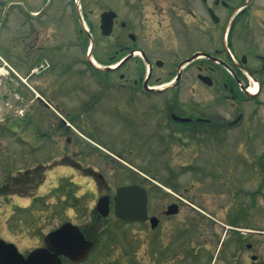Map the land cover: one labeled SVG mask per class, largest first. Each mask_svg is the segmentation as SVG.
<instances>
[{
    "label": "flooded vegetation",
    "instance_id": "obj_1",
    "mask_svg": "<svg viewBox=\"0 0 264 264\" xmlns=\"http://www.w3.org/2000/svg\"><path fill=\"white\" fill-rule=\"evenodd\" d=\"M161 2L165 3L161 10L170 19L165 37L143 34L148 40L143 43L140 33L122 19L119 10L113 29L105 33L101 29L105 10L100 13L98 30H87L81 23V40L77 44L85 58L75 62L71 58L75 56L76 43L70 40L61 50V36L56 31L50 30L51 36H46L30 24L31 20L43 24L46 7L29 11L23 0H0L1 50L10 17L18 15L22 27H26L10 35L9 40L10 46L16 39L19 41L22 55L17 53L11 63L0 53V69L6 68L10 81L17 84L11 89V84L5 82L4 99L15 92L16 103L21 106L19 125L16 119L11 120L4 123V131L15 135L18 128L21 142L31 145L33 131L28 118L37 114L38 123L37 162H29L19 172L20 179H9V192L4 194L31 196V204L14 205L10 216L20 209L33 213L34 201L39 198L34 193L59 167L66 173L61 183L64 188L59 183L44 195L65 196L64 202H72L58 211L75 212L68 220H57L50 232L41 233L39 244L26 253L0 236V240L17 247L24 261L32 252L44 250L37 264H264V157L246 153L244 161L239 162L243 166L238 174L231 157L228 164L205 173L219 182L223 177L234 182L231 200L221 207L232 215L220 221L214 217L216 214H207L195 197H188L190 188L181 191L177 182L178 167L200 170L205 166H196L195 162L173 166L183 155L170 156L175 149L219 146L220 136L228 154L235 153V145L250 149L247 139L253 147L250 150L258 147V140L264 137L260 119H254L259 117L256 106L261 105L259 97L264 89L263 9L256 7L257 0H154L157 5ZM17 5L22 9L11 13ZM175 18L182 22H175ZM255 20H259L257 24ZM90 25L93 26L91 22ZM50 37L53 39L49 41ZM198 37L206 42L204 48L186 50L187 40L192 42ZM28 62L32 64L26 74L11 72V64ZM131 64H136L137 76L129 73L127 67ZM107 68L112 71L107 72ZM159 68H169L170 79L157 77ZM189 68L195 69L192 75L203 85L220 87L222 83L220 92L227 91L228 95H219L212 105L228 101L230 113L222 108H204L178 91ZM253 86L258 87L255 94L251 93ZM251 102L254 106L249 110ZM107 132L114 150L99 139ZM130 149H146L153 157L159 155L152 157L153 165L160 163L168 168L166 179L134 168L133 164L141 163L128 158ZM224 170L229 171L223 174ZM108 173L112 176L108 177ZM121 174L130 180L117 182ZM236 175L239 182L235 181ZM126 186L145 190V207L118 203V190ZM88 192L93 198L85 204L82 200ZM183 208L186 210L182 213ZM131 209L139 214L137 219L118 214V210ZM204 216L208 220L203 221ZM204 227L209 229L204 231L205 238ZM62 228L61 239H56ZM52 233L57 234L47 245ZM67 246H71L70 250H66ZM3 257L12 259L11 254H1L0 248V264H21Z\"/></svg>",
    "mask_w": 264,
    "mask_h": 264
},
{
    "label": "rangeland",
    "instance_id": "obj_2",
    "mask_svg": "<svg viewBox=\"0 0 264 264\" xmlns=\"http://www.w3.org/2000/svg\"><path fill=\"white\" fill-rule=\"evenodd\" d=\"M256 7L259 9H263L264 12V0H257ZM24 4L27 6V8L32 11H38L41 7L45 8V18L44 22L38 23L36 21H30L31 25H36L37 29L41 31V34H46V36H51V31H53L56 34H59L61 36L60 38V49H63V46H68L70 40L71 44L76 43L75 49V56L71 58V60H80L84 59L85 56L83 54L82 48L77 46V42L81 40V34L79 32L81 22L79 20V15L77 11V7H74L73 0H23ZM165 3L161 2L159 5L154 3V0H84L82 2V14L85 17V20L87 24L91 22L94 27V31L99 29L100 24V13L105 10H119L122 14V19L124 21L131 22L135 32L140 33L141 37L143 34H153L155 37L159 36L165 37L168 29V23L170 22L169 16H167L163 11L161 10V7L164 6ZM22 9V6L17 5L12 7L11 13H15V9ZM5 15L2 16V19L4 20ZM20 17L18 15H14L12 18L10 17V24L9 27L6 29L5 33V44L2 46V50L0 48V53L6 56L8 59H10L11 63L14 62V60L17 57V53L20 52L22 55L20 48L19 41L16 39V41L10 46L9 40L10 35L14 36L16 34V31H20L21 28H26L25 26L22 27V22L19 19ZM42 18V19H43ZM15 19V20H14ZM48 20V21H46ZM259 20H255L254 23L257 24ZM175 22H182L181 19L175 18ZM45 23V24H44ZM177 23L176 28H179L180 25ZM49 25V27H48ZM258 27L257 25H253ZM31 26H29L28 29H30ZM87 28L90 29L89 25ZM261 27H258L260 29ZM196 29H198L196 27ZM144 30H146V33H144ZM58 32V33H57ZM55 35V34H53ZM64 37V38H63ZM53 38H49V41ZM66 40V42H65ZM69 41V42H68ZM75 41V42H74ZM143 43L147 40L146 35L142 37ZM57 41L55 40L54 43ZM65 42V43H64ZM53 43V41L51 42ZM5 45V46H4ZM204 45H206V42H204L203 39L200 37L194 39L192 42L191 40H187V46L185 49L190 48H202ZM204 48V47H203ZM112 52V51H110ZM61 57L62 52L60 51ZM33 61V60H32ZM32 64V63H31ZM30 62L28 64H11L12 68L16 70L18 73L21 74L27 73L29 71V68L31 66ZM173 65V64H172ZM171 65V66H172ZM136 64H131L127 67L129 70V73L133 76H137V73L135 71ZM176 68L170 67V70L175 71ZM167 69H157L156 76L158 77H166V79H170V75L167 73ZM193 73L196 74V71L194 68L186 69V73L184 74L181 83L182 86H180V89L178 91L185 93L187 95V98H193L195 102H200L201 105L204 108H222L226 112L230 113L229 102L223 101V104L220 103L219 105L213 106V102L215 100H218L219 95L224 96L228 95V92H220L222 89L220 87L222 86V83H220V87H218L217 84H215L213 87H209L206 85L201 84L198 80H195L193 77ZM10 77L7 72H5L3 75L0 74V187L4 188L5 186H9V180L8 179H15L10 177H15L20 179L19 172L26 167V165H29L30 163L37 162V156H38V144H37V133H35L37 123V114H33L31 117L28 118L27 124H31V129L33 131V137L30 141L31 145H25L21 142L20 139V131L17 128L18 133L14 136L13 134H9L8 131H4V123H9L11 120L14 121V117L17 116V118L21 119V106H18L17 101V95L14 93H11L9 98L7 100L4 99L3 93L5 91V82L7 85H10V88H14L17 86L16 83L10 81L8 78ZM9 82V83H8ZM259 100L261 101V105L256 106V109H259V117L254 118L255 120L260 119L259 124L263 127L264 130V89L262 91V95L259 97ZM216 102V101H215ZM253 102L248 104L249 110L253 109ZM9 108H12L14 110L12 112L11 117L7 116V113L10 112ZM20 111V115L18 114ZM253 119V120H254ZM16 129V128H15ZM236 134L239 133V130H236ZM36 135V137H35ZM110 133L107 132L106 134L99 135V139L102 140L107 144L108 147H111V140L112 137L109 136ZM8 136L10 137L8 139ZM244 137V136H242ZM264 137H261L260 140H258V147L254 150H250L253 147L251 144L249 145V139L248 146L250 149H245L243 147L234 146L235 153L228 154L229 150L224 146V143L222 142V137L220 136V145L219 146H209L207 148H201V149H175L171 152V157H181L183 155V158L181 160H175L173 166H179V163L181 164H190L191 162H195L196 166L202 165L205 166L200 170H196L194 167L189 166L186 169L178 167L176 172L180 174L179 179L177 180L178 184L181 185V191H184L185 188H190L192 191L188 194L189 198L195 197L197 199V202H199L203 209H205V212L210 215L216 214L214 217L220 221H224V219H229L230 215H232V212L230 210L222 209L223 204H227L228 201L232 198V191L234 184L233 180H229L228 177H223L224 179L220 182L218 180H215L214 177L208 176L205 173H213L215 172L214 167L221 168L223 164H228V159L233 162H236V169L235 173L238 174L240 166H243L242 164H239V162L244 161L243 155L246 153L250 154L251 156L255 157H264ZM8 140V141H7ZM252 142H254V139H252ZM105 144V145H106ZM226 145V144H225ZM239 148V149H238ZM114 150V148H109ZM116 151H119L120 149H115ZM125 150V149H124ZM124 150L120 151L122 154L124 153ZM131 153L129 154L128 158L132 157L137 159L141 164H133L132 166L134 168L141 169L142 171L147 170L153 173H158L161 176V179L164 180L167 177L168 168L164 167L163 164L158 163V165H153L155 162L154 159H152V152L146 149L138 150V149H130ZM256 151V154L254 153ZM223 152L227 155H224ZM25 153L28 154V156L25 155ZM125 154V153H124ZM126 155V154H125ZM159 155L154 156L153 158L158 157ZM218 158V160H217ZM217 161V162H216ZM30 162V163H29ZM217 164V165H216ZM216 165V166H215ZM229 167V166H225ZM223 167V168H225ZM245 167V166H244ZM31 168V167H30ZM208 168V169H207ZM246 168V167H245ZM144 169V170H143ZM195 169V170H194ZM64 168L59 167L54 173H50L49 176L46 178L43 184H41V190L36 191L34 194L35 196L39 197L34 201V207H32L33 213L23 212L21 209L14 212L12 216H10V213H13L14 205H28L31 204V196L28 198H20L16 195L11 196H4L2 193H0V236L14 242L17 244L19 249L22 252H28L29 250L33 249L36 245L39 244L38 238L40 234H45L50 232L54 229L55 223L57 220H68L70 216H73L75 213L73 210L68 212H62L58 211L62 205H68L72 202V200H69L68 202H64L62 199L65 198V196H59V194H48L44 195L45 193L49 192L54 186H57L59 183H64L62 180V176L66 173L64 172ZM205 170H208L209 172H206ZM146 171V173H147ZM229 171V170H228ZM224 170L225 174L228 172ZM125 172V171H124ZM199 172V173H198ZM233 172V171H232ZM241 172H245L241 171ZM197 173V174H193ZM108 177L112 176V173L107 174ZM121 178L117 182H125L126 180H130L131 177L121 174ZM236 175L235 181L239 182V179ZM244 180V177H243ZM87 181V180H85ZM236 183V182H235ZM221 184H226L224 187ZM34 185V184H33ZM192 185H194L192 187ZM61 186L64 188L63 184ZM196 186V187H195ZM22 189V188H21ZM68 189V188H67ZM83 190H86L84 188ZM82 190V191H83ZM16 192H20V189H15ZM84 192V191H83ZM82 192V193H83ZM86 193V192H85ZM29 194V193H28ZM88 195L83 196L82 200L85 204H89L92 201V195L88 192ZM39 195V196H38ZM44 195V196H43ZM84 199L86 201H84ZM67 200V199H66ZM81 201V203H82ZM66 203V204H65ZM47 204V205H46ZM186 209L183 208L182 213ZM264 212V210H263ZM8 216H10L8 218ZM56 217L53 221H49V218ZM208 220L207 216H204L203 221ZM204 231H209L208 228H203V234L204 238L207 237V233ZM210 234V232H209ZM117 255L114 253V256ZM206 264H209L207 262Z\"/></svg>",
    "mask_w": 264,
    "mask_h": 264
},
{
    "label": "water",
    "instance_id": "obj_3",
    "mask_svg": "<svg viewBox=\"0 0 264 264\" xmlns=\"http://www.w3.org/2000/svg\"><path fill=\"white\" fill-rule=\"evenodd\" d=\"M116 17V13L114 12H105L102 14L101 16V29H103L105 31V33H110V31L113 28V21L114 18ZM111 68H107L106 71H111ZM178 81V79H177ZM141 193V197H138V193ZM118 203H120V205H146V195L145 192L143 191H139V189L136 186H130V187H124L119 189L118 191V195L116 197ZM133 213L136 216H133ZM144 213V211H143ZM118 214L119 216L126 218V219H137L136 217H138L139 214L130 210H124V211H120L118 210ZM142 214V212H141ZM141 217V216H140ZM65 228H62L61 230H59L60 232L57 233H52L51 235H49V237L47 238V245H49V243L54 240L55 235L57 234V238L61 239V231L64 230ZM0 248H1V254L7 253V254H11L12 255V259H8L6 257H3L5 260V258L9 261L12 262H20L21 264H37L39 259H43V254H44V250H36L34 252H32V254L30 255V257L28 258L27 261H24L22 256L18 253V250L16 248V246L14 244L11 243H6L4 240H0ZM71 246H67L66 250H70ZM18 254V255H17ZM12 264V263H11Z\"/></svg>",
    "mask_w": 264,
    "mask_h": 264
},
{
    "label": "trees",
    "instance_id": "obj_4",
    "mask_svg": "<svg viewBox=\"0 0 264 264\" xmlns=\"http://www.w3.org/2000/svg\"><path fill=\"white\" fill-rule=\"evenodd\" d=\"M10 187V186H9ZM9 192V190H8V186H5L4 188H1L0 189V193H2V194H5V193H8Z\"/></svg>",
    "mask_w": 264,
    "mask_h": 264
},
{
    "label": "bare ground",
    "instance_id": "obj_5",
    "mask_svg": "<svg viewBox=\"0 0 264 264\" xmlns=\"http://www.w3.org/2000/svg\"><path fill=\"white\" fill-rule=\"evenodd\" d=\"M257 90H258V87L257 86H253L251 88V93L255 94L257 92Z\"/></svg>",
    "mask_w": 264,
    "mask_h": 264
}]
</instances>
